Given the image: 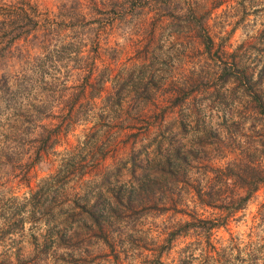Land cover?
Wrapping results in <instances>:
<instances>
[{
	"label": "rangeland",
	"instance_id": "1",
	"mask_svg": "<svg viewBox=\"0 0 264 264\" xmlns=\"http://www.w3.org/2000/svg\"><path fill=\"white\" fill-rule=\"evenodd\" d=\"M170 2L0 0L55 20L62 45L38 120L58 125L48 149L17 155L20 122L9 139L0 127V264L197 262L230 236L264 254V181L233 214L216 205L245 192L226 165L264 168V0ZM17 44L0 52L13 79L17 54H42ZM198 216L226 225L207 243L186 224Z\"/></svg>",
	"mask_w": 264,
	"mask_h": 264
},
{
	"label": "trees",
	"instance_id": "2",
	"mask_svg": "<svg viewBox=\"0 0 264 264\" xmlns=\"http://www.w3.org/2000/svg\"><path fill=\"white\" fill-rule=\"evenodd\" d=\"M161 3L169 6L171 2L170 0H158V4ZM16 7H8L0 3V37L4 38L0 43V52L10 51L11 48L17 47V40H29L32 43L36 42V45L42 49V54L33 56L17 54L25 70L21 74H15L14 79L5 73H0V127L4 126L3 135L5 139H9L12 133H18L20 127L16 126V122L19 121L21 125L19 135L21 136L18 139L22 141H18L15 146L17 155L23 152L26 141H31L33 152L35 156H38L48 149L53 136L57 130L59 131V128L56 129L58 125L51 128L38 120L54 113L50 107L45 106L44 100L51 98L55 91L53 89L56 88L53 82L54 76L48 69L55 65V61H60L61 58L57 52L62 45L51 46L50 38L55 34V20L48 18L40 20L36 9L25 7L24 3ZM199 37L209 49L213 39L205 28L200 30ZM60 83H62L60 88L66 86L64 82ZM41 93L44 94V98L40 97ZM4 115L7 119L5 123L2 122ZM37 126L40 128L38 132L29 138L26 131H32ZM2 147L3 144L0 145V148ZM226 168L228 170L225 172V179L230 178L232 184L245 189L244 193L236 194V196L234 193L223 194L222 201L216 204L226 209L227 213L233 214L245 206L260 182L264 181V168L256 170L252 164L247 167L237 165V169L228 164ZM208 195L212 198L210 192ZM186 224L195 229L204 230L205 238L209 243V232L225 226L226 219L198 216L195 221ZM230 239L232 244L221 246L219 249L215 248L214 244H210L213 252H205L203 257L197 258V262H194L192 253L184 254L180 257V264H264V254L261 256L255 245L245 246L242 241H235L233 236H230Z\"/></svg>",
	"mask_w": 264,
	"mask_h": 264
}]
</instances>
